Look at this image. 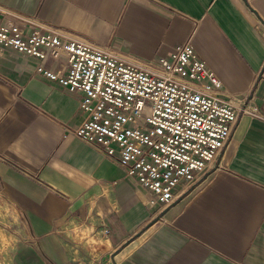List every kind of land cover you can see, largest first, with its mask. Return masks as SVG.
Returning <instances> with one entry per match:
<instances>
[{
	"label": "crops",
	"instance_id": "obj_1",
	"mask_svg": "<svg viewBox=\"0 0 264 264\" xmlns=\"http://www.w3.org/2000/svg\"><path fill=\"white\" fill-rule=\"evenodd\" d=\"M50 27L142 59L191 44L223 84L250 96L216 166L170 207L95 147L69 134L82 99L39 74L65 58L0 50V264H264V0H0ZM2 15L0 13V23ZM56 160L59 170L50 167ZM94 228L88 237L70 225Z\"/></svg>",
	"mask_w": 264,
	"mask_h": 264
},
{
	"label": "built area",
	"instance_id": "obj_2",
	"mask_svg": "<svg viewBox=\"0 0 264 264\" xmlns=\"http://www.w3.org/2000/svg\"><path fill=\"white\" fill-rule=\"evenodd\" d=\"M0 13L1 51L66 59V70L36 69L82 97L85 118L66 131L125 169L149 206H172L215 167L242 117L260 116L249 95L222 96L221 80L189 43L142 59L10 8Z\"/></svg>",
	"mask_w": 264,
	"mask_h": 264
},
{
	"label": "clouds",
	"instance_id": "obj_3",
	"mask_svg": "<svg viewBox=\"0 0 264 264\" xmlns=\"http://www.w3.org/2000/svg\"><path fill=\"white\" fill-rule=\"evenodd\" d=\"M50 167L54 170H59L61 168V164L59 161L53 160L50 162ZM8 216L12 217L13 222L18 221V217L13 214V210L5 205L0 208V222H2ZM70 227L72 231L77 232L78 234H82L84 237H88L89 244L103 243L102 241L91 238V233L95 231L94 228L82 225L78 226L75 224L70 225ZM14 243V237L5 233L3 229H0V253L6 252L9 248L13 247Z\"/></svg>",
	"mask_w": 264,
	"mask_h": 264
},
{
	"label": "rangeland",
	"instance_id": "obj_4",
	"mask_svg": "<svg viewBox=\"0 0 264 264\" xmlns=\"http://www.w3.org/2000/svg\"><path fill=\"white\" fill-rule=\"evenodd\" d=\"M218 162V161H217ZM217 162H216V164H217ZM216 164H215V166H216Z\"/></svg>",
	"mask_w": 264,
	"mask_h": 264
}]
</instances>
